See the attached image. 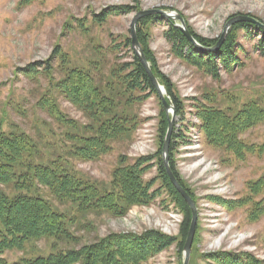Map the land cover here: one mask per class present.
Returning a JSON list of instances; mask_svg holds the SVG:
<instances>
[{
  "label": "rangeland",
  "instance_id": "1",
  "mask_svg": "<svg viewBox=\"0 0 264 264\" xmlns=\"http://www.w3.org/2000/svg\"><path fill=\"white\" fill-rule=\"evenodd\" d=\"M152 9L181 15L187 27L213 45L232 17L247 15L264 24V0H0V135L26 134L38 145L44 161L61 159L76 176L107 190L121 163L150 158L144 180L156 181L152 201L132 207L123 217L87 214L75 233L81 239L78 248L112 233L141 235L155 230L174 241L144 264H183L192 213L168 189H162L156 157L163 136L164 108L159 96L145 99L146 94L133 93L130 132L114 141L108 154L91 160L78 153V147L81 138L88 137L92 122L56 88L63 78L62 67L85 72L97 67L100 88L115 96L111 73L131 63L135 53L126 47V41H132V21L140 11ZM111 10L122 14H111ZM144 19L137 30L144 32L156 71L171 81L174 95L184 106V114L176 115L171 145L173 163L199 214L189 264H220L219 253L250 254L264 264V214L251 218L255 204L264 199V188L254 194L251 190L264 179V123L240 134L251 149L240 160L208 143L198 116L204 107L237 115L250 103L264 111L262 36L254 30L236 32L240 65L213 76L173 52L166 38L168 21L142 23ZM216 45L201 46L213 49ZM48 63L52 70L45 73ZM32 66L42 73L33 79L24 72ZM49 94L72 121L70 125L61 124L39 106V100ZM45 196L65 208L48 191ZM52 251V243L43 240L23 251H6L3 257L15 263L47 257Z\"/></svg>",
  "mask_w": 264,
  "mask_h": 264
},
{
  "label": "trees",
  "instance_id": "2",
  "mask_svg": "<svg viewBox=\"0 0 264 264\" xmlns=\"http://www.w3.org/2000/svg\"><path fill=\"white\" fill-rule=\"evenodd\" d=\"M111 14H122V11H113ZM149 20L164 21L160 16H153L144 19L142 23ZM168 26L166 38L172 45L173 52L213 76H218L222 69L231 71L233 66L240 65L236 32L258 31L262 36L264 49V29L248 23L234 25L221 50L213 53L198 51L173 22H169ZM189 31L204 47L211 48L217 44V41L213 45L212 41L197 35L190 27ZM137 32L152 70L165 87L176 115L182 116L183 103L174 95L171 81L156 71V64L146 46L144 32L141 28H138ZM126 47L132 48L131 39L126 41ZM60 57L65 63L69 62L62 53ZM35 68L32 66L24 72L29 78H36L42 73ZM96 68L92 67L90 71L85 72L62 67L63 78L56 85L59 95L81 110L92 122L90 130L86 131L88 137L81 138V145L78 147V153L91 160H98L108 154L111 144L130 132L134 123V116L130 112V105L135 100L133 93L146 94L145 99L157 94L135 53L131 63L119 66L111 73L115 83L112 92L117 98L100 88L99 76L96 75L100 70ZM51 70L52 67L48 63L45 73ZM38 104L61 124H71L72 121L63 114L50 94L43 96ZM199 112L198 116L208 143L231 152L240 160H244L251 152L240 140V134L250 127L264 123V111L257 103L248 104L237 115L210 107H204ZM162 116V147L156 155L159 161V177L165 186L162 189H168L190 213V207L171 184L163 164V143L169 116L165 110ZM177 138L178 135H175L174 140ZM173 146L174 144L170 146V166L180 184L193 199L189 190L182 184L173 163ZM149 163L150 158L139 159L133 164L121 163L114 172L111 189L107 190L76 176L61 159L44 161L38 145L26 134L0 135V264H144L149 258L171 246L174 239L155 230L141 235L112 233L80 248L78 246L81 239L75 237L81 220L89 213H108L123 217L132 207L149 204L154 198L153 187L156 184L155 180H144ZM263 188L264 179L253 185L251 190L254 194ZM45 191L65 208L60 209L47 199ZM263 214L264 199L255 204L251 218L258 219ZM189 228L190 226L188 230ZM43 240L52 243L53 251L47 257L24 258L15 263H10L3 257L6 251H23L30 244ZM217 256L216 260L220 264H262L252 255L245 253H219Z\"/></svg>",
  "mask_w": 264,
  "mask_h": 264
},
{
  "label": "water",
  "instance_id": "3",
  "mask_svg": "<svg viewBox=\"0 0 264 264\" xmlns=\"http://www.w3.org/2000/svg\"><path fill=\"white\" fill-rule=\"evenodd\" d=\"M152 16H160L164 20L168 22H173L174 26L178 29L181 30V32L184 34V36L198 49L199 51H205V52H215L218 51L223 43L225 42V39L227 37L228 31L230 28L236 24L240 23H248L252 25H256L262 29H264V24H262L260 21L257 19L247 16V15H237L235 17H232L224 30V33L222 37L220 38L218 44L216 47L213 49H208L204 48L201 46L195 38L192 36L190 33L183 17L179 14H175L173 12H168L163 9H152V10H145V11H140L137 13V15L134 17L131 25V35H132V48L138 57L141 65L144 67L149 80L151 81L153 87L156 89L157 94L161 100V103L166 111V113L169 116V127L168 131L166 133L164 145H163V162H164V167L166 169V172L175 187V189L181 194V196L184 198L185 202L189 205L191 211H192V221L190 225V230L188 233V237L185 243L184 247V263L183 264H189L190 262V257H191V251H192V246L194 243V239L196 236V231H197V225H198V220H199V214H198V209L197 205L194 202V200L191 198L189 193L184 189V187L179 183L177 177L175 176L171 166H170V158H169V153H170V146L172 142V137H173V131L175 127V121H176V111L174 105L171 103L169 96L167 95V91L165 87L160 83L159 79L155 75V73L152 70L151 64L149 63L145 52L142 48V45L139 42L138 38V32H137V25L139 21H141L144 18L152 17ZM163 91L165 94H163ZM171 115V116H170Z\"/></svg>",
  "mask_w": 264,
  "mask_h": 264
},
{
  "label": "bare ground",
  "instance_id": "4",
  "mask_svg": "<svg viewBox=\"0 0 264 264\" xmlns=\"http://www.w3.org/2000/svg\"><path fill=\"white\" fill-rule=\"evenodd\" d=\"M156 90V89H155ZM163 94H165V92L163 91ZM164 108V107H163ZM165 110V109H164ZM166 112V111H165ZM168 127H169V125H168ZM168 131V130H167ZM165 141V140H164ZM163 145H164V143H163ZM170 154V153H169ZM170 156V155H169ZM170 158V157H169ZM162 159H163V155H162ZM163 164H164V162H163ZM166 170V169H165ZM167 173V172H166ZM175 174V173H174ZM168 175V174H167ZM176 176V175H175ZM169 177V176H168ZM170 179V178H169ZM170 182H171V180H170ZM180 183V182H179ZM171 184H172V182H171ZM173 185V184H172ZM192 198V197H191ZM184 199V198H183ZM195 202V201H194ZM188 205V204H187ZM189 206V205H188ZM191 213H192V211H191Z\"/></svg>",
  "mask_w": 264,
  "mask_h": 264
}]
</instances>
